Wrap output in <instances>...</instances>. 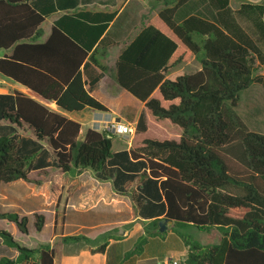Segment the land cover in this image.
I'll use <instances>...</instances> for the list:
<instances>
[{
	"label": "trees",
	"instance_id": "1",
	"mask_svg": "<svg viewBox=\"0 0 264 264\" xmlns=\"http://www.w3.org/2000/svg\"><path fill=\"white\" fill-rule=\"evenodd\" d=\"M156 1L162 7L115 61L117 83L144 103L130 148L113 152L114 134L108 129L88 128L78 140L79 122L20 91L0 94V183L31 181V169L51 164L62 174L90 170L99 180L112 179L119 193L141 207L134 190L125 187L126 181L139 178L146 204L172 219V230L187 246L180 264H264V134L251 130L236 109L243 90L253 83L264 88V0H238L236 7L233 0ZM78 4L0 0V48H13L0 58V72L63 110L108 111L84 87L80 66L88 57L107 70L101 57L117 42L104 32L114 13L92 22L69 14L64 26L53 25L46 42H35L46 15ZM194 59L199 68H178ZM152 124L162 131H153ZM17 128L30 130L34 139L7 134ZM40 142L52 155L44 150L36 156ZM70 194L67 189L62 207V194L56 199L55 235L64 225ZM156 216H145L153 219L144 224V233L125 258L165 235ZM33 217L36 232H41L44 214ZM0 219L13 222L22 233L29 231L26 214L0 209ZM190 226L215 230L219 238L202 243L183 231ZM120 238L112 230L96 239L61 235L65 243L89 245L92 253H104L109 239ZM0 240L17 251L15 257L0 256V264L55 262L51 243L28 247L1 227Z\"/></svg>",
	"mask_w": 264,
	"mask_h": 264
},
{
	"label": "crops",
	"instance_id": "2",
	"mask_svg": "<svg viewBox=\"0 0 264 264\" xmlns=\"http://www.w3.org/2000/svg\"><path fill=\"white\" fill-rule=\"evenodd\" d=\"M161 7L162 4L156 0H79L76 9L72 8L64 10L63 8H58L46 15L44 21L41 23L39 27L41 34L35 40L37 43H44L47 41L54 24L64 26L65 16L69 14H81L82 18H85L90 22L96 21L95 19L101 17V15L115 14L104 32V35L117 42L115 46L106 48L105 54L101 57L102 62L107 66V70L102 71L98 66L91 62L88 57L85 58L80 66L84 80V87L91 95L104 103L109 109L108 111H100L89 107L75 111L63 110L59 108L55 101L43 97L35 90L2 72H0V94L14 95L16 91H20L43 103L50 109L59 111L68 118L79 122L81 124L80 134L84 131V136L88 128L103 130L109 120L123 122L131 125L132 128L135 129L136 122L143 110L144 103L122 86V90H117L116 87H114V89L118 91L120 97L117 103H114L97 87L102 82L109 79V77H106L108 72L107 59L109 55L114 54L113 63L115 66V61L122 48L142 30L147 20L155 16ZM46 21L50 24V30L45 38L40 40L44 35L42 25ZM73 37L75 36L73 35ZM12 49L13 48H0V58L11 54ZM113 50H115V52ZM64 52L68 53L67 49H64ZM96 77H99V79L92 85L91 81ZM114 80L116 81L115 73ZM136 105L138 106L135 111L134 109ZM24 130L26 131L27 129L25 128ZM27 131L32 134L30 130ZM132 135L133 133L125 134V137H121V134H115L114 137H121L122 139L118 142V149L112 151L118 152L128 150L131 146ZM50 168L51 166L31 169L29 171L31 181L19 179L11 182H1L0 207L12 209L11 211L20 214H26L28 216V224L31 222V219L34 218L33 214L35 212L44 214V209L48 208L51 209L52 213L54 202L53 192L50 185L51 180L46 177ZM36 179H39L41 183H35L33 180ZM132 183H135V187H132V190H134L136 197L139 198L141 207H138L128 194L119 193L116 190L112 179L99 180L90 170L81 172L71 181V184L74 185L75 188L67 199L64 220L65 234L82 233L92 239H96L102 235V233L111 230V223H117L115 226H123L126 223L133 224L128 229L120 227L122 228L119 229L121 238L109 239L107 250L104 253H92L89 250V245H87L80 248L75 253H70L68 250L69 255H67V260L64 261H68L69 264H155L157 263L155 259L158 257V253H160L163 255V260L167 262L164 255L173 248L168 245H166V247L164 245L160 252L150 253H148L145 245L144 250L140 254L131 255L129 258H125L124 256L125 253L133 247L136 239L144 233V224L153 219L145 216H148L149 213H151L157 215L156 217L161 220L164 215L163 212L156 211L151 205L146 204L140 190L141 182L139 181V178H134L131 181V184ZM123 215H126V218H123ZM172 223H167L166 229L164 230L166 233L163 237L159 236L152 240H162L165 244L169 235L176 234L171 228ZM133 235L136 236L132 245H126V241ZM174 249L181 250L183 256H186L187 254V246L179 239L176 241ZM64 259H66V257ZM54 264H59L57 256L55 257ZM168 264L172 263L170 262Z\"/></svg>",
	"mask_w": 264,
	"mask_h": 264
},
{
	"label": "rangeland",
	"instance_id": "3",
	"mask_svg": "<svg viewBox=\"0 0 264 264\" xmlns=\"http://www.w3.org/2000/svg\"><path fill=\"white\" fill-rule=\"evenodd\" d=\"M238 3H239L238 0L232 1V4L234 7H236ZM42 28H43L44 35L41 37L40 40H43L45 36L48 34L50 30V24L46 21L42 25ZM115 50L113 51L115 52ZM113 60H114V54L109 55L107 59L108 72L106 74V77H109V79L105 82H102L97 88L103 91V93L109 99H111L112 102L117 103L120 97L116 89L122 90L123 88L114 80L115 66H114ZM199 66H200L199 62L194 59L190 61L189 63L180 64L178 68L184 69V70H194V69H197ZM262 71L263 69L260 68V72ZM114 87H116V89H114ZM137 106L138 105H136L134 109L135 111H136ZM236 109L251 130L264 134V88L261 84L253 83L247 89L243 90L241 92L240 100L238 102ZM17 129H16V132L8 130L7 134L9 136L10 135L13 136L16 134L18 140H20L23 136H26V137L30 136L32 139H34V137L29 131L27 130L25 131L23 128H17ZM152 130L158 131V132L162 131L161 128L156 127L153 124H152ZM111 133H113L114 135L121 134L117 132L116 133L111 132ZM121 137H125V134L122 133ZM121 137L120 138L114 137L113 143H112L113 151L118 149V142L120 141V139H122ZM83 138H84V131L81 132V134L78 137V140H82ZM40 144L42 145V147H40V149H38V151L36 152L37 157L40 156L42 151L44 150H47L48 153L52 155L50 147L45 142H40ZM49 160L52 161L53 158H49ZM50 166L51 168L50 170H48L46 177H48V179L51 180L50 185H51L52 192H53L54 202H53V207H52V213H51V209H48V208L44 209V215H45L44 229L41 232H36L34 228V218H32L31 222L28 224L29 231L26 234L20 232L13 222H9L6 219H0V227L9 230L13 234L15 239H17L19 242L23 243L24 245L28 247L39 246L41 243H51L53 247L55 248L56 256H57V260L59 264H69L68 261H64V260H67V255H69L68 250L70 253H75L77 250L87 245H85L84 243L76 244V243L63 242L61 240V235L65 234L64 225L62 228H60V230H58V234L55 235L52 222L54 218L55 203H56V199L58 195L62 194V202H61V207H62L64 206V197L67 195V189L68 190L70 189L72 192V190L75 188V186L71 184V181L74 178H76L80 173L79 174L70 173L69 175H64L59 172V170L56 168V166H54V164H51ZM125 186L127 190L130 191L132 187H135V183L131 184V181H126ZM0 209L3 211L12 210V209L3 208V207H0ZM123 218H126V215H123ZM116 224L111 223L110 225H112V228L110 229L112 230V233L114 235L120 236L121 234H119V229H122V228L128 229L132 226L133 223H126L123 226H115ZM183 231L186 233L192 234L195 239L199 240L202 243H215L217 242L219 238V235L215 230L208 231L205 228H197L195 226H190L186 229H183ZM135 236L136 235H133L131 238H129L125 244L128 246L130 244L132 245L133 240H135ZM160 237H163V236H160ZM168 237L169 238L167 239V242L165 244L162 242V240H151L149 244L146 245L147 251L148 253L160 252L164 245L165 247L166 245L171 246L173 247L172 250L169 251L166 255H164L165 256L164 258L167 259V262L163 260V255H161L160 253H158L159 255L158 257H156L155 261L160 264H168L170 262L173 264V262L176 261L177 264H180L181 260L185 256L182 255L181 250L174 249V246H176V241H178V239L180 241H182V239L177 234H171ZM159 239H162V238H159ZM103 241H104L103 238L100 239L98 241V244ZM183 254H184V251H183ZM3 255L8 256V257H15L17 255V251L14 248L7 246L5 243H3L0 240V256H3ZM65 257L66 259H64Z\"/></svg>",
	"mask_w": 264,
	"mask_h": 264
},
{
	"label": "built area",
	"instance_id": "4",
	"mask_svg": "<svg viewBox=\"0 0 264 264\" xmlns=\"http://www.w3.org/2000/svg\"><path fill=\"white\" fill-rule=\"evenodd\" d=\"M105 129H108L110 132L121 134H132L134 130L131 125L116 120H109ZM173 264H177V262L174 261Z\"/></svg>",
	"mask_w": 264,
	"mask_h": 264
},
{
	"label": "water",
	"instance_id": "5",
	"mask_svg": "<svg viewBox=\"0 0 264 264\" xmlns=\"http://www.w3.org/2000/svg\"><path fill=\"white\" fill-rule=\"evenodd\" d=\"M172 219L169 218H162L160 220V226H159V231L163 232L166 229L167 223H172Z\"/></svg>",
	"mask_w": 264,
	"mask_h": 264
}]
</instances>
